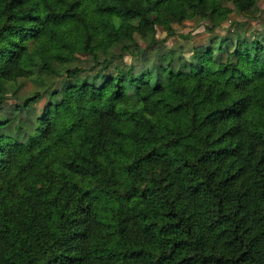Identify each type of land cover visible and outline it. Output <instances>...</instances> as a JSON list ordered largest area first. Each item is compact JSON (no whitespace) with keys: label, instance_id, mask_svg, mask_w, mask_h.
<instances>
[{"label":"trees","instance_id":"trees-1","mask_svg":"<svg viewBox=\"0 0 264 264\" xmlns=\"http://www.w3.org/2000/svg\"><path fill=\"white\" fill-rule=\"evenodd\" d=\"M257 3L0 0V264H264V43L159 44Z\"/></svg>","mask_w":264,"mask_h":264},{"label":"rangeland","instance_id":"rangeland-1","mask_svg":"<svg viewBox=\"0 0 264 264\" xmlns=\"http://www.w3.org/2000/svg\"><path fill=\"white\" fill-rule=\"evenodd\" d=\"M234 18L242 25L238 28L244 30L249 36L256 35L258 39L264 43V0H258L257 6L253 9L241 10L238 12H231L229 17L217 22L215 27L211 32H208L203 26V22L200 21L196 23L191 18L184 19L181 23H173L175 33L166 37L165 40H161L159 43L161 46L172 47L175 49H180L186 58L192 60L194 58L193 52L191 51V46L194 44H204L207 42L211 34L222 35L229 27V19ZM188 32V37H183L181 34ZM166 26L158 25L156 27V36L162 38L165 36ZM94 61L84 52H76L75 60L72 65L78 67L80 70L91 69ZM130 61L128 57L120 59L116 62L117 68H128ZM82 74H77L73 76H67L65 68L60 69L54 74V84L53 88H61L69 83H77L81 80ZM12 85L5 84L1 89L2 99L0 100V114L6 110L13 108L16 104V100L12 95ZM33 89V85L27 79L22 80L19 94L25 95ZM43 105V99L40 98L35 102H32V107L35 112L41 110Z\"/></svg>","mask_w":264,"mask_h":264}]
</instances>
